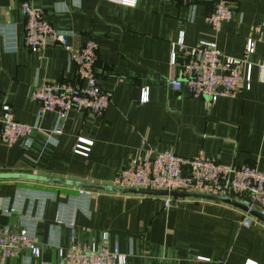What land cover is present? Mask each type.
Instances as JSON below:
<instances>
[{
    "label": "crops",
    "instance_id": "1",
    "mask_svg": "<svg viewBox=\"0 0 264 264\" xmlns=\"http://www.w3.org/2000/svg\"><path fill=\"white\" fill-rule=\"evenodd\" d=\"M25 1L42 9L55 28L70 32V46L89 39L98 44V80L112 92L104 114L73 109L60 134L56 113L38 116L31 98L35 85L76 82V74L63 46L25 47ZM231 1L234 17L216 33L206 23L208 3L0 0V96L17 121L34 127L13 146L0 143V172L113 186L131 159L166 150L184 158L203 152L225 166L250 164L264 172V0ZM181 37L172 65V45ZM249 39L253 52L246 51ZM202 40L216 41L224 56L240 59L250 88L213 103L185 86L171 88L167 79L181 77L189 49ZM144 88L147 102L140 101ZM78 142L89 148L85 155L75 152ZM228 196L249 205L247 198ZM165 197L0 179V226L27 228L40 248L35 257L21 247L5 264H63L61 252L100 245L105 234L108 247L117 245L125 254V264H264V219L202 197L170 196L172 205L164 208ZM246 214L250 226L241 224Z\"/></svg>",
    "mask_w": 264,
    "mask_h": 264
},
{
    "label": "built area",
    "instance_id": "2",
    "mask_svg": "<svg viewBox=\"0 0 264 264\" xmlns=\"http://www.w3.org/2000/svg\"><path fill=\"white\" fill-rule=\"evenodd\" d=\"M125 5H134L136 0H109ZM185 4L208 3L212 10L206 16V23L219 33L225 22L233 19L235 7L231 0H183ZM25 19V47L39 51L48 46L60 45L67 49L70 62L75 67L76 82L55 81L35 85L31 98L37 103L38 116L46 112L57 114L55 132L61 133L69 113L73 109L86 111L92 116H101L112 102V92L102 88L96 73L98 44L89 39L79 47L68 44L70 32L55 28L48 22L44 12L29 2L22 4ZM183 47V38L172 45L171 63H177L176 47ZM254 41L249 39L247 52L254 51ZM188 60L183 65L179 78L167 79L168 85L180 90L187 87L192 96L206 98L215 102L219 97H235L243 88H250V76L241 72L240 59L224 56L216 41H200L187 53ZM251 69V66H250ZM261 78L264 76V62L259 65ZM149 99V89L144 88L141 102ZM34 127L17 121L11 106L0 96V143L15 145L18 140L30 135ZM82 141V140H79ZM75 152L86 154L89 149L81 142L75 146ZM113 186L143 190H164L168 192H198L218 195H231L235 198H247L252 208L264 212V172L257 167L244 164L225 166L203 152L184 158L173 150L155 153V157L133 158L128 166L118 172ZM80 192L91 191L80 190ZM170 196L164 199V208L172 205ZM244 226L253 224L246 214L241 222ZM108 235L105 234L100 245H74L63 256V264H125L126 256L117 245L108 247ZM29 248L35 257H39L40 248L34 234L27 228L16 231L7 225L0 226V264L16 254L21 248ZM203 259V258H202ZM245 264H257L248 260Z\"/></svg>",
    "mask_w": 264,
    "mask_h": 264
},
{
    "label": "water",
    "instance_id": "3",
    "mask_svg": "<svg viewBox=\"0 0 264 264\" xmlns=\"http://www.w3.org/2000/svg\"><path fill=\"white\" fill-rule=\"evenodd\" d=\"M11 178H22L28 180H36V181H43V182H51V183H58L64 185H73L79 187H87L99 190H107V191H116V192H134V193H145V194H154V195H165V196H188V197H202L208 199H216V200H223L229 202L231 204L237 205L241 208H244L251 214L261 217L264 219V213L257 210L256 208H252L249 205H246L242 202H239L236 199H233L227 195H218V194H208V193H198V192H183V191H164V190H143V189H135V188H121L115 187L110 185H102V184H93L87 182H80L68 179H60V178H53V177H45V176H38L33 174H22L16 172H0V179H11Z\"/></svg>",
    "mask_w": 264,
    "mask_h": 264
}]
</instances>
